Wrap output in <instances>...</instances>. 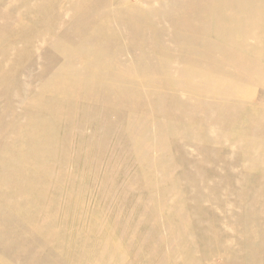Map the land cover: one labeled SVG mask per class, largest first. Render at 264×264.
Masks as SVG:
<instances>
[{
  "label": "rangeland",
  "instance_id": "374dc122",
  "mask_svg": "<svg viewBox=\"0 0 264 264\" xmlns=\"http://www.w3.org/2000/svg\"><path fill=\"white\" fill-rule=\"evenodd\" d=\"M19 1L0 0V28H4L0 29V223H3L4 228L0 232V263L107 264L108 262L102 260L111 258L117 264H164V260H166V264H223L227 259L229 264H264V239L260 240L259 238L253 242L239 241L240 243L236 244L237 249L233 252L226 247V243L233 242L230 236H226V240L223 242L209 243L204 238L202 241H197L198 245H191L186 243V239L182 235L184 232L187 234H192L195 231L203 232L202 227L209 224V218L214 217L220 218L219 223L222 229L228 230V227H233L236 220L231 223L228 219L229 215L225 217L224 213H221L222 206L229 212L241 214L243 225L257 232L262 231L264 235V192L258 193L264 187V164L261 168H249L250 162H258L259 158L255 156L249 159L241 157L240 151L243 150L244 144L237 143L238 149L235 150L237 147L233 149L237 157L233 162L229 153H226L221 155L220 160H217L216 166L211 163L192 161L195 158L206 161L211 157V154L205 153V149L202 147L185 144L180 150H177L176 154L171 152L169 158L173 159L174 163H178L172 174H177L180 182L184 181L182 180L183 171L186 170L190 173L196 171L198 174L195 175L194 180L202 182L209 180V173L204 174L203 172L207 168L208 171L214 170L219 176L230 177L231 174H226L225 165L227 160L231 159L232 167L237 172V183L234 186L231 185L230 189L228 188L230 184L223 183L220 189L208 194V198L204 197V199L197 194H195L196 197L189 198L187 196L190 193L188 186L178 183L177 187L171 188L175 187L182 195L176 196L174 191H169L165 199L166 205L160 206L158 210L155 207L152 208L153 212L155 211L151 213L152 216L149 215V211L152 212L149 203L142 207L146 201L144 196L146 187L143 185L146 183L145 180L152 174L162 175V169L168 167L166 161L168 158L160 161L161 155L157 149L143 147L138 150L136 144L128 138V131L141 127V131H136L137 135H147L148 139L152 140L149 141L155 144L154 136L158 130L170 128L167 129L165 124V126L161 125L163 123L160 121L161 118L166 121L169 119L152 109L156 102L154 100L165 98L170 100L174 94H177L182 100L200 98L207 101L209 99L206 96L201 97L196 93V88H204L207 85L198 84L189 90L184 89L185 91L169 89L160 91L159 89L162 88L160 82L149 74L152 61L144 60V55L149 52L148 50L152 52L151 48L158 46L149 44L144 47L139 43L132 50L124 49L112 52V50L104 49L106 46L103 48L100 44V53L90 54L88 57L93 64H99L100 61L107 62L106 66L110 67L113 74L118 76L102 82L113 91L111 92L113 97L123 99L122 106L115 114H108L105 111L106 108L104 110L102 108L100 118L96 117L92 109L96 106L100 107L101 103L98 100L81 96L84 90L89 89L85 82L93 79L91 74L74 75V80L83 83V86L79 85L75 89L76 95H79L78 101L74 102L72 109L76 113L75 123L66 126L52 122L48 126L49 129L43 132L47 128L40 126L38 121L55 111L57 105L55 103L56 96L50 90L40 92V88L54 77V73L59 67L62 70L64 65L69 66L70 63H73L75 64L74 69L84 70L90 66L86 62L72 61L70 55L58 56L55 53L56 47L41 39L45 27L52 28L54 21L41 22L36 14L24 8L28 6L30 0ZM159 1L161 0L153 2L155 8L149 13V19L142 18L140 21H133V25L141 26L147 30L157 26L155 24L157 21L169 22V17H166V14L171 13L174 6L167 3V7H164ZM167 1L171 2L172 0ZM237 1L239 0H229L228 4L237 5ZM71 2L72 0H58L57 5L54 6L55 16L63 19L65 24L67 19L73 15L72 10L69 9ZM145 2L147 0H123V2H119L120 6H115V11L125 15L127 4L142 8L146 6ZM172 2L175 5V2ZM209 4L213 10L220 7L217 0H210ZM90 6H95V2ZM176 6L178 7V5ZM174 11L173 13H175ZM104 14L109 15L108 12ZM79 15L82 14L79 12ZM75 17L77 20L82 19L78 15ZM9 23H20L24 32L5 28V26L10 28ZM34 26L38 27L35 29ZM128 26L126 24L122 26V29H127ZM162 28L176 36L172 41H169L171 47L183 41L178 38V30L171 27L170 24L164 25ZM5 29L8 30L4 31ZM84 33L89 34L87 31ZM53 34L58 39L67 37L64 30H54ZM185 34L187 33L185 32ZM130 37L132 40L140 42L142 36L141 33L133 31ZM79 38H82V41H90L84 46L94 47L96 45L98 47L99 45V43L94 44V39L89 36L82 35ZM115 43L123 44L121 41H115ZM108 44L113 45L114 43L107 42ZM263 50L264 47L252 53V60L258 64L246 66V73L250 75V79L242 78L240 82L244 86L242 93L246 91L252 99L243 109L244 116L237 121L241 129L250 132L251 124L257 120L261 124L257 134L262 137H264ZM85 52V49L80 51V53ZM203 52L205 55L212 56L210 51ZM115 54L117 55L115 56ZM185 55L180 51L176 52V58L185 57ZM170 57L160 52V59H169ZM147 61L149 70H147ZM128 63H133V67L129 70L128 75H125L123 74L125 70L123 64ZM74 69L73 71H75ZM203 69L198 70L203 71ZM156 70L162 71L161 67ZM227 70L230 68L227 67ZM239 75H243V73H239ZM147 77L153 82L140 84L139 80ZM13 78L17 80L14 82ZM164 78L171 81L180 79L177 74L165 75ZM17 82L27 86L26 92L22 96L21 87ZM91 82L98 83L97 81ZM208 86L211 87L210 84ZM67 95L70 97V91ZM34 99L40 102L38 108L29 105ZM86 104L90 106L86 107ZM188 106L190 107V105H186V108L183 106L182 108L185 110ZM193 110L192 130L198 127L197 118L201 114L199 107ZM85 111H88V114H85L84 120L81 121ZM182 127V129H187L185 125ZM142 128L145 131H142ZM29 132L44 134V139H41L37 149L43 153V156H38L39 159L35 161L26 158L28 152L32 150V144L28 138ZM168 140L169 138H165V143ZM170 140L175 142L172 138ZM256 146L260 151L262 150L261 154L264 156V145L256 144ZM212 147L218 151V149L224 148V145L220 143ZM3 164L9 166L10 169H7L6 166L3 167ZM17 172L24 176L16 175L12 180L11 178ZM192 184L198 185L193 182ZM28 185L30 186L27 187ZM165 185L170 186L167 182ZM200 189L197 190V193L202 192ZM81 192H83V196ZM229 192L231 193L224 194ZM220 194L222 195L220 196ZM31 204L42 208L38 216L34 214ZM26 205L28 208H24ZM63 206L65 208H61ZM177 206L180 208L178 212L190 219L192 211L205 213L203 221H199V226L195 225L196 223L192 220H189L190 222L178 221L182 216L178 217L174 213ZM61 210H68L69 214L61 213L59 217L61 219H59L58 213ZM43 211L47 212V216L43 217ZM85 212L87 214L88 212H98V218H83ZM107 214L108 216H105ZM11 216L15 217V220ZM44 220L46 222L45 229L57 228L59 222H66L64 229L59 230V233L69 237L65 239L67 242L64 244L74 251L67 253L63 251L65 247L61 246L56 249V252L42 253V257L34 261L32 259L29 261L17 259L15 256L21 254L18 252L20 249L30 250L31 247L36 249V246L43 240L37 229L31 230V225L39 226ZM139 221V225H134ZM82 223L95 227L93 233L75 229L74 225ZM99 225L104 226L98 231L96 228ZM214 228L218 229V226ZM246 234L244 232V238ZM84 245L94 247L86 256H83L80 251ZM224 251L227 252L229 258L223 256Z\"/></svg>",
  "mask_w": 264,
  "mask_h": 264
},
{
  "label": "bare ground",
  "instance_id": "6f19581e",
  "mask_svg": "<svg viewBox=\"0 0 264 264\" xmlns=\"http://www.w3.org/2000/svg\"><path fill=\"white\" fill-rule=\"evenodd\" d=\"M57 1L58 0H47L43 2L41 0H30L28 6L24 8H26L27 11L29 10V12L36 14L41 22L47 20L54 21L52 28L49 29L45 27V32L41 39L54 45L57 49L55 53L58 56L64 57L70 55L72 56V61L74 60L76 63L86 62L90 67L84 70L77 68L74 69L75 64L73 63H70L69 66L64 65L62 70L60 69L61 67H59L54 73V77L50 79L48 83L43 85L44 87L40 88V92L50 90L56 96L55 103L57 105L55 111L50 112L49 115L44 116L38 121L40 126L47 128L44 129L43 132H46L49 129L48 126L52 122L66 126H71L75 123L76 113H74L72 109L74 102L78 101L79 96L76 95L77 91H75V89H77L79 85L83 86V83L74 80V75L84 76L85 74H91L93 79L88 80L89 82H85L89 89L84 90V93H82L81 96L84 98H91L95 101L98 100L101 103L100 107L97 108L96 106L92 109V111L95 112L96 117L100 118L102 108L103 110L106 108L105 111L108 112V114H115L122 106L123 99L120 97H113L111 93L113 91L108 89V87L102 82L106 79L117 78L118 76L113 74L110 67L106 66L107 62L100 61L99 64H93L90 62V57H88L90 54L100 53V44L103 48L106 46L104 49L112 50V52H118L124 49L132 50L137 47L139 43L144 47L153 44L158 47L151 48L152 52L148 50L149 52L144 55V60L152 61L151 71L149 70L148 61L147 64L145 63L148 65V69H146L149 70L151 76L156 77L155 79L160 82L162 88L159 90H189L198 84L207 85L204 88H196V93L200 94L201 97L206 96L209 100L205 101L200 98L182 100L177 94H174V97L170 100L166 98L154 100L156 102L152 109L158 114L161 113V116L169 119V121H166L161 118L160 121L163 122L161 125L165 124L166 126H164L167 129L168 127L170 128L168 130H158L154 136L156 140L155 144H153V142L151 143L152 140L151 138L148 139L147 135H137L136 131H141V127L140 129L136 128L128 131V138H130L132 143L136 144L138 150L143 147L154 150L157 149L161 155L159 158L160 161L168 158L166 160L168 167L162 169V175L159 176L152 174V176L147 177V180H145L146 183L143 185L146 187L144 190L146 201H144L142 207H145L147 203H149L152 210V212L149 211V215L152 216L151 213L155 212H153L152 208L155 207V209L158 210L160 206L162 207L163 205H166L165 199L167 198L166 195L169 191H174L176 196L182 195L180 194V191L178 192L175 188L178 186V183L180 185L186 184V187L188 186L190 193L187 192V196L189 198H194L196 197L195 194H197L203 199L204 197L208 198V194L210 195V193L216 192L218 188L220 189L223 183L230 184L228 187L229 189L237 183V172L234 171V168L232 167L231 159L227 160L225 168L226 174H231L230 177L232 178L228 176H219L214 170L208 171L207 168L203 170L204 174H206V172L209 173V180L206 182L194 180L196 177L195 175L198 173L196 171L190 173L188 170L183 171L184 179L182 178V180L184 181L180 182L178 175L174 174V176L172 174L178 163H174V160L169 158V156L171 152L176 154L178 152L177 150H180L185 144L202 147L205 149V153L207 152L211 154V157L206 161L198 158H195L192 161L195 163H211L215 166L217 165V160L221 159V155H225L226 153H229V157H232L233 162L237 158L235 154V150L238 149L237 143L244 144L243 150L240 151L241 157L249 159L250 157L255 156L259 158L258 162H250L248 167L261 168L264 164V156L261 154L262 150L260 151L259 148H256V144L264 145V143H262L264 137L257 134L259 130L258 127L261 126V124L255 120L251 124L252 130L249 132L241 129L237 121L244 116L243 109H245V105L252 99L251 95L249 93L247 94L246 91L245 93H242L244 86L240 82L242 78L250 79V75H247L246 73V66L250 64H258L256 61L252 60V53L256 50H261L262 47H264V0H239L237 1V5L232 3L231 5L228 4L229 0H217V4H220V7L216 10H213L210 7V0H202L201 2H197L199 0H172L175 2V5H173L171 0V2L161 0L159 2L161 5H164V7H167V3L168 5L174 6L173 11L175 10V13L172 11L171 13L166 14V17H169V22L165 20L157 21V23H155L157 26L147 30H144L141 26H134L133 21L137 22L142 18L149 19V13L155 8V3H153L155 0H147V2H145L146 6H143L142 8L132 7L127 4L125 15L119 14L115 11V6H120L119 2H123V0H72L69 4V9L72 10L73 15L67 19L66 24L63 19L61 20L55 16L54 6L57 5ZM94 2L95 6H90V4ZM176 5H178V7ZM79 12L82 15H79ZM106 12H108L109 15H105L104 13ZM76 15L82 17V19L77 20L75 17ZM126 24L129 25L128 28L122 29V26ZM167 24L176 28V30H178V38L183 40L173 47L170 46L169 41H172L176 36L162 28ZM9 26L10 28L7 26H5V28L11 29L12 31H23L20 23H9ZM37 27L38 26H34L35 29ZM8 29H5L4 31H7ZM54 30H64L67 37L62 39L55 38L53 34ZM83 30L87 31L89 34L86 35ZM133 31L141 33L142 37L140 42L131 39L130 35ZM19 35L20 34H18V36ZM82 35L93 38L94 44L99 43L98 47H96V45L94 47L84 46L90 41H82V38H79V36ZM115 41H121L123 44L115 43ZM107 42H112L114 44L107 45ZM83 49H85L86 52L80 53ZM179 51L185 53V57L176 58V52ZM203 51H210L212 56L205 55ZM160 52L171 57L169 59H160ZM116 55L117 54H115V56ZM139 59L141 60V58ZM132 65L133 63L123 64L125 67L123 74L128 75L129 70L133 67ZM158 67H161L162 71H157L156 69ZM227 67L230 68V70H227ZM201 68H204L203 71L198 70ZM73 69L75 71H73ZM158 72L162 74H159ZM146 73H148V71ZM239 73H243V75H239ZM171 74H177V77L180 79H174L171 81L166 79L168 76L164 78L165 75ZM15 80L17 79H14V82ZM91 81H97L98 83H93ZM139 81L140 84H150L153 82L150 81L148 77ZM17 84L21 87L22 96V94L26 92L27 86L21 82H17ZM208 84H210L211 87H209ZM9 87H11L10 84ZM68 91H70V97L67 95ZM29 105L38 108L40 102L39 100L34 99ZM186 105H190V107L188 106L187 109L184 110L182 106L186 108ZM89 106L90 105L86 104V107ZM196 107L201 109V114L197 118L198 127L192 130V112ZM83 113L84 116L81 121L84 120L85 114H88V111ZM104 122L107 121L105 120ZM182 125H185L187 129H182ZM142 131L145 130L142 128ZM28 138L32 144V150L28 152L26 158L30 161H35L39 159L38 156H43V153L37 149L39 147V142L42 141L41 139H44V134L29 132ZM165 138H169L166 142L169 144L165 143ZM171 138L175 140V142L171 141ZM220 143L224 145L225 149L220 148L218 151L214 150L212 146L219 145ZM235 147L237 148L235 149ZM45 153L47 152L45 151ZM2 166L5 167L6 165L3 164ZM6 167L7 169H10L9 166ZM16 175L24 176V174L17 172L11 179L14 180V176ZM232 179L233 181H231ZM165 182L170 186L167 187ZM192 182L198 185H193ZM29 186L30 185L27 187ZM173 186L175 187L171 188ZM199 188H201L200 190L202 192L197 193ZM72 191H74L73 188ZM262 192H264V187L258 191V193ZM230 193L231 192L224 194ZM81 195L83 196V192H81ZM221 195L222 194H220V196ZM31 206L33 207L34 214L38 216L42 208H37L33 204H31ZM24 208H28V205L24 206ZM61 208L65 207L63 206ZM178 211H180L179 206H177L174 212L178 217L182 216L178 221L190 222L192 220V222L196 223L195 225L198 226L199 221L202 220L204 218L203 215H205V213L202 214L199 211H192L190 213L192 214L190 219L183 216L184 214H181ZM3 212H5L4 209ZM61 213L65 215L69 214L68 210H61L58 213V218ZM221 213H224L225 217L226 215H229L228 219L231 223L236 220L233 227H228V230L225 228L222 229L220 227L219 217H214L212 219L209 218V224L202 227L204 230L203 232L195 231L192 234L184 232V234H182L183 238L186 239V243L198 245L197 241H202L204 238L206 239V242L209 243L215 241L223 242L226 240V236H230L231 240L235 243H226V247L234 252V250L237 249L236 244L241 241L248 240L253 242L257 241L259 238L260 240L264 239L262 231H254V229H250L242 224L241 214H236V212L233 211L229 212L228 209L223 206ZM44 216H47L46 211H43V217ZM97 216L98 212H88V214L85 212L83 218H98ZM105 216H108V214ZM11 218L14 219L15 217L11 216ZM2 224L3 223H0V232L4 230ZM139 224L140 221L134 223V225ZM45 225V220L39 226L37 224L31 225V230L37 229L40 236L43 237V240L39 243L40 246H36V249L32 247L30 250L25 248L20 249L18 252L21 254L15 256L17 259H22L23 261H29L32 259L34 261L41 258L42 253L50 251L56 252V249L61 246L65 247L63 251L67 253L74 251L71 247L64 244L67 242L65 239H68L69 237L64 236L63 233H59V230L64 229L66 222H59L57 228L54 227L51 229H45ZM71 225L69 226L71 227ZM178 225H180V223H178ZM103 226L104 225H99L96 229L99 231ZM217 226L218 229H215L214 227ZM74 227L80 231L87 230L90 234L93 233L95 228L91 225L87 226L85 223H82L81 225L76 224ZM244 232L247 233L245 238ZM93 248L92 245H84L80 251L83 256H86L89 251L93 250ZM223 256L229 258L226 251L223 252ZM12 257L14 256L12 255ZM227 260L226 263L223 264H229L227 263ZM102 261L108 262L107 264H117L116 261H112L111 258L103 259ZM164 264H166V260H164Z\"/></svg>",
  "mask_w": 264,
  "mask_h": 264
}]
</instances>
